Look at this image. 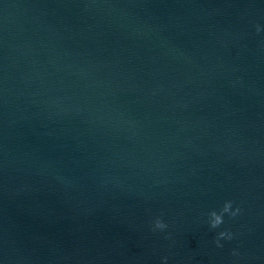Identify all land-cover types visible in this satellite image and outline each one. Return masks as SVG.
<instances>
[{
  "label": "water",
  "instance_id": "95a60500",
  "mask_svg": "<svg viewBox=\"0 0 264 264\" xmlns=\"http://www.w3.org/2000/svg\"><path fill=\"white\" fill-rule=\"evenodd\" d=\"M165 258L264 264V0H0V264Z\"/></svg>",
  "mask_w": 264,
  "mask_h": 264
},
{
  "label": "clouds",
  "instance_id": "9594fccd",
  "mask_svg": "<svg viewBox=\"0 0 264 264\" xmlns=\"http://www.w3.org/2000/svg\"><path fill=\"white\" fill-rule=\"evenodd\" d=\"M257 31L259 32L260 29L259 27L257 28ZM231 208H232V204L231 202H227L225 205H224V208L222 210V212L220 214H217V212L213 211L210 213V216H211V220H210V226L211 228L215 229V228H218L220 225H222L224 223V220H223V214L224 213H230L231 212ZM239 209L236 210V212H231V215L232 216H235L239 213ZM167 228V225L162 221V220H157L155 222V229H160V230H164ZM232 239V236L230 233H227V232H221L219 234V237L216 241L217 243V246L218 247H222V245H220L219 243V240L220 239ZM165 264H166V258H165Z\"/></svg>",
  "mask_w": 264,
  "mask_h": 264
}]
</instances>
